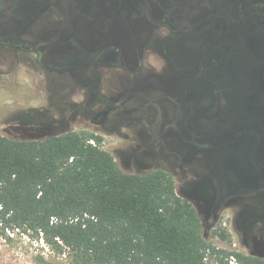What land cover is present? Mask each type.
Returning a JSON list of instances; mask_svg holds the SVG:
<instances>
[{
	"label": "rangeland",
	"instance_id": "1",
	"mask_svg": "<svg viewBox=\"0 0 264 264\" xmlns=\"http://www.w3.org/2000/svg\"><path fill=\"white\" fill-rule=\"evenodd\" d=\"M261 61L264 0H0V134L95 133L248 255L264 237ZM64 251L0 226V264H72Z\"/></svg>",
	"mask_w": 264,
	"mask_h": 264
},
{
	"label": "trees",
	"instance_id": "2",
	"mask_svg": "<svg viewBox=\"0 0 264 264\" xmlns=\"http://www.w3.org/2000/svg\"><path fill=\"white\" fill-rule=\"evenodd\" d=\"M102 144L88 131L0 134V226L68 250L72 264H264L213 244L172 176L127 173Z\"/></svg>",
	"mask_w": 264,
	"mask_h": 264
},
{
	"label": "flooded vegetation",
	"instance_id": "3",
	"mask_svg": "<svg viewBox=\"0 0 264 264\" xmlns=\"http://www.w3.org/2000/svg\"><path fill=\"white\" fill-rule=\"evenodd\" d=\"M261 62H262V65L264 66V61H261ZM263 240H264V237H263V239L256 241V243L254 245V249L252 251H250L251 253H249L248 256H258V257L264 258L263 257L264 256V247H263L264 241Z\"/></svg>",
	"mask_w": 264,
	"mask_h": 264
},
{
	"label": "built area",
	"instance_id": "4",
	"mask_svg": "<svg viewBox=\"0 0 264 264\" xmlns=\"http://www.w3.org/2000/svg\"><path fill=\"white\" fill-rule=\"evenodd\" d=\"M233 261H235V259H232ZM232 264H234V262H231Z\"/></svg>",
	"mask_w": 264,
	"mask_h": 264
}]
</instances>
